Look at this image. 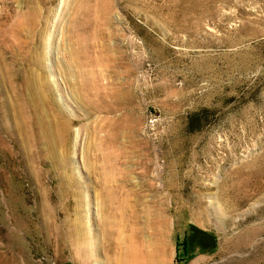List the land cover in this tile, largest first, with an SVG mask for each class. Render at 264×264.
Masks as SVG:
<instances>
[{
	"label": "rangeland",
	"instance_id": "obj_1",
	"mask_svg": "<svg viewBox=\"0 0 264 264\" xmlns=\"http://www.w3.org/2000/svg\"><path fill=\"white\" fill-rule=\"evenodd\" d=\"M157 260L264 264V0H0V264Z\"/></svg>",
	"mask_w": 264,
	"mask_h": 264
},
{
	"label": "bare ground",
	"instance_id": "obj_2",
	"mask_svg": "<svg viewBox=\"0 0 264 264\" xmlns=\"http://www.w3.org/2000/svg\"><path fill=\"white\" fill-rule=\"evenodd\" d=\"M107 1V0H106ZM109 3V2H108ZM108 9V8H107ZM25 20V18H23V21ZM22 22V21H21ZM22 24V23H21ZM106 34V33H105ZM109 46V45H108ZM109 48V47H108ZM19 76V75H18ZM19 82H20V84H22L23 86H29V84L31 85V87L33 86V88H35L36 89V91L38 92V91H45V90H48L49 89V81H47V79L46 80H44L41 76H39V75H37V74H33L32 75V77L29 79V77L27 76H25V74L23 75H20L19 77H18V79H17ZM8 82V81H7ZM9 83V82H8ZM30 87V88H31ZM18 88V87H17ZM29 89V88H28ZM14 90V89H13ZM19 93L17 94L16 93V95H21V93H22V91L20 90V91H18ZM42 93V92H41ZM40 93V94H41ZM37 94H39V92L37 93ZM45 94V93H44ZM43 95V94H42ZM123 95V94H122ZM39 97V96H38ZM41 97V96H40ZM124 97V96H123ZM125 98V97H124ZM122 100V99H121ZM36 102V101H35ZM124 102V101H123ZM37 108V107H36ZM38 110V109H37ZM59 115H57L56 116V118L58 117ZM41 118V117H40ZM59 118V117H58ZM57 118V119H58ZM61 120V119H60ZM41 121V120H40ZM58 122V121H57ZM59 124H60V129H59V133H60V137H61V144H62V146L65 148L64 150L65 151H67L68 152V146L70 145V138H71V136H72V131H71V129H70V127H69V124H68V122H65V121H61V122H59ZM112 124V123H111ZM40 125V124H39ZM41 125H43V124H41ZM39 127V126H38ZM28 129H29V125H28ZM80 135H81V131H80V129H78V130H76V136H75V145L77 146V144H78V142H79V138H80ZM115 135L116 134H112V136H107L108 138V141L109 142H113V144L116 142V140H115ZM106 141V140H105ZM110 143V144H111ZM57 147H58V145H57ZM75 147V146H74ZM70 151V150H69ZM76 151V150H75ZM65 155V154H64ZM119 157H120V154H117L116 156H115V159H119ZM65 158V161H67L68 160V158L65 156L64 157ZM71 190H69V192H70ZM106 198L108 199V198H111L112 197V194H113V190L110 188V189H108L106 192ZM89 196V195H88ZM91 196V195H90ZM89 198V197H88ZM168 210H170V209H168ZM161 221H162V223L163 224H165V225H169L168 224V218L167 217H163V218H161L160 219ZM107 233H109L108 232V230L106 229V235H107ZM78 235V234H77ZM79 235H80V233H79ZM83 235V234H82ZM89 238V237H88ZM87 237L85 238V240H84V243H83V245H84V247L86 248V249H91V247H93L95 244L92 242V240L93 239H88ZM83 242V241H82ZM82 244V243H81ZM83 245H82V247H83ZM81 247V246H80ZM157 264H163V262L162 261H160V260H157V262H156ZM143 264H147V263H143Z\"/></svg>",
	"mask_w": 264,
	"mask_h": 264
}]
</instances>
